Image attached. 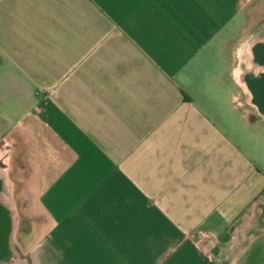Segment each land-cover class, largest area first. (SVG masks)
<instances>
[{
  "label": "crops",
  "instance_id": "1",
  "mask_svg": "<svg viewBox=\"0 0 264 264\" xmlns=\"http://www.w3.org/2000/svg\"><path fill=\"white\" fill-rule=\"evenodd\" d=\"M243 8L0 0V132L47 169L30 264H264Z\"/></svg>",
  "mask_w": 264,
  "mask_h": 264
},
{
  "label": "rangeland",
  "instance_id": "2",
  "mask_svg": "<svg viewBox=\"0 0 264 264\" xmlns=\"http://www.w3.org/2000/svg\"><path fill=\"white\" fill-rule=\"evenodd\" d=\"M243 6V12L246 13L243 25L247 36H251L260 27H264V0H243ZM244 64L247 68L241 73V80L249 70L246 59ZM8 132H0V175L4 180L8 207L12 214L10 246L12 254L30 264L29 249L22 254L21 243H29L31 238H36L38 233L31 232L32 227L45 223L39 197L47 187V169L38 166L36 153L29 141L16 140L13 131ZM260 146L264 161V141H260Z\"/></svg>",
  "mask_w": 264,
  "mask_h": 264
},
{
  "label": "flooded vegetation",
  "instance_id": "3",
  "mask_svg": "<svg viewBox=\"0 0 264 264\" xmlns=\"http://www.w3.org/2000/svg\"><path fill=\"white\" fill-rule=\"evenodd\" d=\"M260 40L263 39V41H257L254 43V45H252V47H250L248 49V51L244 48L243 49V55L246 58V62L247 65L249 67V70H247L246 72V79H248V83L247 85H245V89L248 95V101H249V106L253 109V115H264L263 110L260 108L259 106V102L264 101V92L262 93V89L260 90V88L256 89L253 88L251 83H252V76L255 73V71H257L258 75L264 74V34L260 35ZM250 38H253V35H251ZM250 39H247L246 41H244L241 44L240 49L242 50L244 43H247ZM251 78V79H250ZM260 81H264L262 80V78L260 80L257 81V87H260L259 83ZM17 257V256H16Z\"/></svg>",
  "mask_w": 264,
  "mask_h": 264
},
{
  "label": "water",
  "instance_id": "4",
  "mask_svg": "<svg viewBox=\"0 0 264 264\" xmlns=\"http://www.w3.org/2000/svg\"><path fill=\"white\" fill-rule=\"evenodd\" d=\"M264 50V47H263ZM264 80V74L261 73V75H258L257 73L252 76V87L253 88H260L262 89V93L264 92V81H260L259 85L260 87H257L258 84L257 81ZM251 79V78H250ZM248 79L246 77L242 80L244 85H247ZM249 84V83H248ZM259 90V89H258ZM260 108L264 112V101H261L258 103ZM264 116V115H263ZM3 179H0V194L5 193V185ZM11 232H12V216L9 207L1 202L0 200V264L9 263L13 260L14 256L11 252V246H10V238H11Z\"/></svg>",
  "mask_w": 264,
  "mask_h": 264
},
{
  "label": "bare ground",
  "instance_id": "5",
  "mask_svg": "<svg viewBox=\"0 0 264 264\" xmlns=\"http://www.w3.org/2000/svg\"><path fill=\"white\" fill-rule=\"evenodd\" d=\"M256 33H254L253 34V38H251L247 43H244V45H243V49L245 48L246 50H248L249 48V45L251 44V42L253 41V39L256 37ZM247 61V60H246ZM255 73H257V71H255ZM239 85L241 86V87H244V83L242 82V80L241 79H239ZM0 179H3L2 178V176L0 175ZM2 181H4V180H2ZM0 200H1V202H3V203H5L7 206H8V199H7V196L5 195L4 196V194L2 193V194H0ZM11 216H12V214H11ZM13 256H14V258H13V260L11 261V262H9V263H5V264H16V259H17V257L13 254Z\"/></svg>",
  "mask_w": 264,
  "mask_h": 264
}]
</instances>
